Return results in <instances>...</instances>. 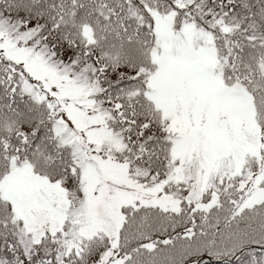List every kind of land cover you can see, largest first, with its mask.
Masks as SVG:
<instances>
[{
    "label": "snow or ice",
    "instance_id": "1",
    "mask_svg": "<svg viewBox=\"0 0 264 264\" xmlns=\"http://www.w3.org/2000/svg\"><path fill=\"white\" fill-rule=\"evenodd\" d=\"M0 264H264V0H0Z\"/></svg>",
    "mask_w": 264,
    "mask_h": 264
}]
</instances>
